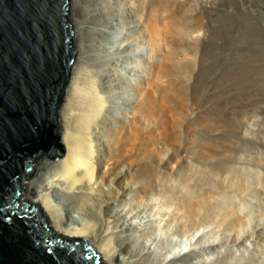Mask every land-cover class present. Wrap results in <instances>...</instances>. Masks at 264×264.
<instances>
[{"label": "bare ground", "instance_id": "obj_1", "mask_svg": "<svg viewBox=\"0 0 264 264\" xmlns=\"http://www.w3.org/2000/svg\"><path fill=\"white\" fill-rule=\"evenodd\" d=\"M167 2L165 0H73L71 2L73 11L70 13V18L76 27L78 55L72 68V81L68 87L67 100L61 111L66 155L54 162L48 158L36 161L37 173L30 180L20 198L21 201L26 200L40 205L57 234L73 239H87L105 264H115V261L118 262L116 264H166L161 261V254H156L154 258L151 253L140 256L146 244L141 238L144 236H146L145 239L153 238L155 231L150 227L148 231L140 228V234H134L136 230L134 231L132 222L128 221L127 217L128 214H132L135 206L145 202L149 194L160 193L161 202L169 205V208H174L171 219L178 225H183V229L189 234L194 233L201 226L207 227L209 221L212 222V219L220 214V209L214 206L213 201L210 202L204 198L205 193L204 196L197 198L193 173L184 174L185 170L179 167V164V166L176 164L170 167L169 163H161L162 159L159 160L158 166L149 161H156L160 155L162 156V153L159 152L160 155H158L150 150L146 140L153 133V135L159 134L163 124L162 112L165 105L162 101L164 89L162 90L161 81H164L163 77H167L164 69L167 71L169 68V66H166L167 69L163 67L166 59L162 62L163 35L166 28L173 27L175 36L180 38V42L182 40L185 43L184 33L188 32H185L187 26H184L181 19L183 16L181 17L182 10L180 9L183 8L179 3L183 2L179 0ZM187 2L189 5L192 1L187 0ZM187 2L183 4L187 5ZM193 3L189 8H195ZM198 4L200 3L194 6ZM197 7L204 12H211L213 8L212 5L203 3ZM187 9L188 7L185 10ZM185 10L183 11L186 15ZM190 10L196 12L192 9L188 11ZM189 14H187L188 18ZM237 15L240 17V14ZM251 18L249 17L246 24L241 27L243 32L238 27L241 25L239 21L237 22L235 18L232 21L229 20L226 23L230 28L224 30L222 36L225 38L227 36V46H238L240 43H245L249 47L246 55L241 56L243 63L239 66L237 63L232 70L242 69L248 74H254L257 80L261 81L264 79V53H257L254 49L262 46V44L259 45V40L255 39L256 32H260L261 28ZM201 21L203 19H200ZM244 27L246 28L243 29ZM170 29H167L168 32ZM254 30L253 40L251 34ZM197 32L199 33L198 30ZM165 35L166 39L164 38L163 41L168 42V36L166 33ZM190 36L187 38L197 37V35L192 38ZM200 36L207 37L208 34L207 36L206 33L200 34ZM134 37L138 39V43L128 45V38ZM172 37L174 35L171 39ZM208 38L203 39L204 46L208 44L206 41ZM190 39L187 40L190 41ZM173 40L176 41V38ZM174 41L171 40L169 43H174ZM173 43L171 45H174ZM181 43H179L180 47ZM200 44L198 46L201 47L202 44ZM146 46L151 47L153 55L144 54ZM176 48L180 49L179 46ZM185 52L183 51V55L187 54ZM209 58L203 53L201 62L207 63ZM113 63L118 68L114 72L119 73L121 67L129 69V65H133L132 70H135L131 78L122 76L125 86L114 100ZM123 63L125 65H122ZM185 63L181 64L185 65ZM168 71L170 72V69ZM196 78L198 80V75ZM103 80L106 81L104 88L108 89L106 91L108 96L103 95L104 93L102 94L98 86ZM151 111L155 113L156 121L152 131H147L139 124L145 121L144 118ZM113 123L116 126L114 129ZM169 159L171 161L174 157L171 155ZM248 170L246 168L242 170L241 167L233 168L229 171L231 175L228 176L229 181L237 180L236 184L225 188L213 183V186L207 189L208 193L210 192L209 196L214 193L222 195V199L220 198L221 201L223 200L222 203L228 205L226 210H224L226 206L221 208L223 212L225 211L222 216L225 215V218L229 219L230 225H228L231 227H242L247 220L242 214L243 203L238 202L240 192L236 188L237 185L248 187L252 178L254 182L257 181L256 183L264 185V178L261 175L256 173L252 175ZM128 194L132 195L127 198ZM164 207L166 208L165 205ZM72 209L78 215L73 214ZM157 210L153 214H156ZM217 220L214 221L217 223ZM180 226L177 228L180 229ZM169 230L174 229L170 226ZM257 234L258 238L264 240L262 232ZM120 255H123L122 259L119 258ZM197 257V253H192L188 255V259H185V263L193 264Z\"/></svg>", "mask_w": 264, "mask_h": 264}, {"label": "rangeland", "instance_id": "obj_2", "mask_svg": "<svg viewBox=\"0 0 264 264\" xmlns=\"http://www.w3.org/2000/svg\"><path fill=\"white\" fill-rule=\"evenodd\" d=\"M165 1L171 3L170 0ZM180 1L184 4L187 2V0H179V2ZM188 1H192L191 4L189 3L188 5V2L187 5L179 3L180 6H182L181 8H183L180 9V11L182 10L181 17L183 16L181 18L182 22L184 26H187L185 32L188 31L184 33V37L192 34L190 36L192 38L197 35L202 42H200L197 37L195 39L193 38V40L187 38V36L185 37L186 39L183 37L185 43L182 42V40L181 43L180 38L175 36L174 28H166V30L170 29V31L174 33L165 30L168 38H170H167V40H169L168 42L163 41L164 38L166 39L164 33V38L161 42L162 50H164L161 53L162 62L164 59L168 61V63L167 61L163 62V67L167 69L168 67L166 66H169L167 71L170 69V72L164 69V74L167 77H163L164 81H161V84H163L162 90L164 89L162 92V101L165 105V109L162 112L163 124L160 128V133L149 135L146 142L149 144L150 150L155 152V154L157 153L160 155V153H162V156L160 155L161 157L159 156V159L156 161L149 160L151 164L158 166L159 160L162 159L161 163H169L168 165L170 167L179 164V167L184 168V174L193 173L196 182L195 189L197 198H200L198 196L202 197L205 195L206 197L204 198L206 200L208 199L210 202L213 201L214 206L220 209V214L213 218L214 220L218 219L217 223L212 219V222L210 220L207 227L201 226L194 233L189 234V232L183 229V225L180 226L176 221L174 222L171 219L174 208H169V205L161 202L162 196L160 193H156L154 195L149 194V197H146L142 205L135 206L132 210L133 215L128 214L127 216L128 221L130 220L132 222V228L134 231L136 230L134 234H140V228H145L146 231L150 229L155 231L153 238L148 237L145 239L146 236L141 238L146 244L145 248L141 250L140 256H143L145 253H151L154 258L156 254H161L160 259L163 263L168 264V262H171V264H184L186 262L185 259H188V255L197 253L198 257L195 258L193 264H264V240L257 237L258 232H262L264 235V185L262 186V183H256L257 181L254 182L252 178L249 183L250 187L234 186V188L236 187L238 192H240L238 202L243 203L242 210L244 211H242V214L244 219H247L246 224L242 227L229 226V219L225 218V215L222 216L225 211L223 212L221 208H225L226 206L224 209L226 210L228 207V205L222 203V195L213 192L214 195L210 194L209 196L210 192L208 193L207 191V189L213 186V183L214 185L220 184L225 188H228L231 184H236L237 180L229 181V176L231 175L229 171L237 167H241L242 170L245 168L249 169L248 171H251L250 173L252 175L256 173L264 178V79L259 81L254 74H248V72H244L242 69L232 70L237 63L238 66L243 63L241 56L246 55L249 51V47L245 43H240L238 46L231 45V48L226 44V40L228 41L227 36L226 38L222 36V32L230 28L226 23L229 20L232 21V19L235 18L237 22L239 21L241 25L238 27H240V31H242L241 27L246 24V20L249 19V17H252V21L258 23L261 28L260 32H256L255 34L254 30L251 34L252 36L255 34V39L259 40V45L262 44L259 48L254 49H256L257 53H264V0H220L221 2L219 0H198L200 4L197 6H201L202 3L205 5H212V13L210 11L204 12L200 10V7L194 6L198 3L196 2L197 0ZM192 3L195 8H189L192 7ZM241 4H243V6ZM186 6L188 7L187 10H185L187 8ZM223 7H225V9ZM189 9L195 10L196 12L190 10L191 13L188 11ZM183 10H185L187 14L190 13L189 18L187 14L185 15ZM72 11L73 9L71 7L70 13H72ZM237 14H240V17ZM200 19H203V21H201L202 23H206L202 24ZM245 28L246 27L243 29ZM200 30L206 31L201 32ZM195 32L197 33L196 35L193 34ZM202 33H206V36L207 34L208 36H200V34L203 35ZM173 35L174 37L171 39ZM135 37L128 38V45L138 43V39ZM173 38H176L177 42L174 41L175 39L173 40ZM204 38H208L206 40L208 44L205 46ZM187 39H190V41ZM252 39L254 40V36ZM171 40L174 41V43L171 42V44L173 43L174 45L169 43ZM77 42L75 38L76 48L78 47ZM164 42H166V44ZM178 42L181 43V47ZM195 43L197 45H195ZM184 44L186 46H183ZM199 44L201 47L198 46ZM178 46L180 49L176 48ZM193 46L196 47L193 48ZM174 48H176L178 52ZM150 49V46L149 48L148 46L145 47L144 54L146 56L149 55V53L152 54V50ZM187 49L192 50L189 51ZM183 51H187L185 52L187 54L183 55ZM203 53L204 55L206 54L207 57H210L207 59V63L201 62ZM224 54L227 55V57ZM186 55H188V57H186ZM164 56H167L168 59L167 57L164 58ZM181 63H185V65ZM122 65L125 64L123 63ZM129 67V69L121 67L118 73L114 72V70L118 68H116L113 63V100L119 95L122 87L125 86L124 78L127 76L131 78L133 72H135V70H132L134 68L133 65H129ZM179 67H181V69ZM72 74L71 72L69 85L72 81ZM196 75H198V80ZM117 77H119V79ZM237 79H239V81H236ZM104 85L106 86L105 80L101 81L98 86L102 94L104 93L103 95L106 94L105 96H108L106 92L108 89L104 88ZM67 96L68 88L60 108V122L62 118L61 111L66 103ZM255 103H257V105ZM113 105L115 104L113 103ZM220 111L223 112V114ZM154 112L156 113V110H154ZM154 112L151 111L147 117L144 118L145 121L140 122L139 126H141V128L152 131L156 121ZM115 127L113 123V129ZM63 135L64 130L62 127V140ZM65 155L66 151L64 156ZM171 155L174 159L170 161L169 156ZM59 159L49 160L54 162ZM36 173L37 169H35V174ZM35 174L32 178H34ZM131 195L132 194H128L127 198ZM208 197H210V199ZM159 202L161 203L159 204ZM162 203L163 205H161ZM223 204L224 206L222 207ZM154 209H158L156 214H153L155 211ZM71 212L78 215L73 209ZM219 218L223 219L221 220ZM168 226L173 227V231H177L178 233H172L173 231L169 230ZM179 226L180 229L177 228ZM123 235L125 236V234ZM119 258L122 259L123 255H120ZM114 263L116 264L118 262L115 261Z\"/></svg>", "mask_w": 264, "mask_h": 264}, {"label": "water", "instance_id": "obj_3", "mask_svg": "<svg viewBox=\"0 0 264 264\" xmlns=\"http://www.w3.org/2000/svg\"><path fill=\"white\" fill-rule=\"evenodd\" d=\"M72 0H0V264H105L87 239L21 201L41 158L65 154L59 119L77 59Z\"/></svg>", "mask_w": 264, "mask_h": 264}]
</instances>
